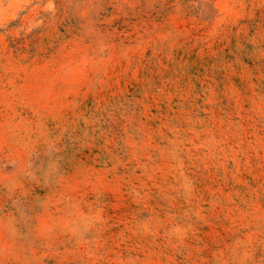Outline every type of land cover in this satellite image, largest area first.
Here are the masks:
<instances>
[{"label": "rangeland", "instance_id": "1", "mask_svg": "<svg viewBox=\"0 0 264 264\" xmlns=\"http://www.w3.org/2000/svg\"><path fill=\"white\" fill-rule=\"evenodd\" d=\"M0 264H264V0H0Z\"/></svg>", "mask_w": 264, "mask_h": 264}]
</instances>
